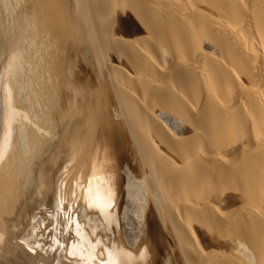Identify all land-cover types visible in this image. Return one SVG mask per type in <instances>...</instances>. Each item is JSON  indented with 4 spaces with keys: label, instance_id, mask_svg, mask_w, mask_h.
Here are the masks:
<instances>
[{
    "label": "bare ground",
    "instance_id": "bare-ground-1",
    "mask_svg": "<svg viewBox=\"0 0 264 264\" xmlns=\"http://www.w3.org/2000/svg\"><path fill=\"white\" fill-rule=\"evenodd\" d=\"M67 227L84 264H264V0H0V264Z\"/></svg>",
    "mask_w": 264,
    "mask_h": 264
},
{
    "label": "rangeland",
    "instance_id": "rangeland-1",
    "mask_svg": "<svg viewBox=\"0 0 264 264\" xmlns=\"http://www.w3.org/2000/svg\"><path fill=\"white\" fill-rule=\"evenodd\" d=\"M74 215V227L78 226L80 228L81 226V228L86 231V227L78 217V211H76ZM59 234L60 236L58 241L54 245H51L48 249V264H84L81 258L82 245L79 244L74 230L72 231L67 227ZM128 238L130 237L126 232L122 234L123 241L126 242L127 246H130ZM91 239L94 240L95 238ZM101 240L105 243V245L111 243L110 237L105 238L102 236ZM97 262L98 260L93 259L92 264H97Z\"/></svg>",
    "mask_w": 264,
    "mask_h": 264
}]
</instances>
